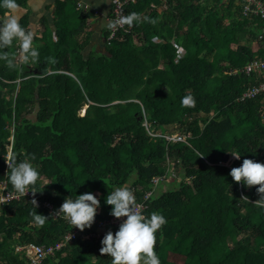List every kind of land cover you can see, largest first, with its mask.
Listing matches in <instances>:
<instances>
[{
	"label": "trees",
	"instance_id": "16d2710c",
	"mask_svg": "<svg viewBox=\"0 0 264 264\" xmlns=\"http://www.w3.org/2000/svg\"><path fill=\"white\" fill-rule=\"evenodd\" d=\"M27 1L16 0L18 8ZM75 8L68 0L38 30L20 16L26 31L40 34L35 62L14 61L18 42L0 49L15 65L0 60V195L17 194L6 175L13 154L17 162L34 157L35 211L48 218L34 223L28 197L1 204L0 264H28L15 247L54 245L73 231L44 204L56 211L65 198L90 192L96 219L109 221L104 201L120 186L136 203L149 194L145 216L165 217L154 245L161 264H264V209L253 204L259 186L228 175L243 159L264 164V93L242 98L258 80L239 72L264 58V38L256 40L264 20L244 18L231 0H136L124 17L138 20L110 40L109 28L104 53L85 55L86 16ZM8 14L0 8V22ZM189 95L195 105L182 106ZM172 135L184 141L164 138ZM232 151L240 159L222 165ZM171 173L178 180L159 192ZM118 228L80 230L43 264H111L99 249Z\"/></svg>",
	"mask_w": 264,
	"mask_h": 264
},
{
	"label": "clouds",
	"instance_id": "9594fccd",
	"mask_svg": "<svg viewBox=\"0 0 264 264\" xmlns=\"http://www.w3.org/2000/svg\"><path fill=\"white\" fill-rule=\"evenodd\" d=\"M0 8L8 10V18L0 22V49L19 43V58L24 63L35 62L38 58V51L33 46V33L26 31L19 23V15L13 14L18 8L16 0H0ZM134 20H138V15L132 13L122 18L119 23L131 25ZM109 28L113 24L108 25ZM0 60L6 62L9 68H13L14 61L5 52H0ZM182 106L192 107L195 100L192 96H184L181 99ZM239 160L240 154L236 151L228 152ZM34 157L17 162L13 154L11 162L8 164L7 178L13 190L20 195L26 193L35 194L41 192L36 188L39 177L38 171L32 166L30 160ZM234 182L241 183L247 188H256L258 199L253 203L264 209V164L250 159H243L239 167H234L228 174ZM246 199V197L242 198ZM105 204L111 206L110 215L114 218L124 219L118 230L107 232L101 240V255L111 257V264H161L160 258L154 251L156 243V233L166 223L165 217L153 211L145 216L138 208L132 191L124 186L115 187L105 198ZM34 206L32 219L37 225H43L48 219L41 214H37L35 208L36 200L31 201ZM99 207V201L88 192L76 196L75 199L68 197L54 213L55 216L62 217L68 224L83 231L90 228L94 222V217Z\"/></svg>",
	"mask_w": 264,
	"mask_h": 264
},
{
	"label": "built area",
	"instance_id": "2783aa9c",
	"mask_svg": "<svg viewBox=\"0 0 264 264\" xmlns=\"http://www.w3.org/2000/svg\"><path fill=\"white\" fill-rule=\"evenodd\" d=\"M166 1V0H165ZM224 1V0H222ZM228 1V0H227ZM234 3H238V5L241 8V15L244 18L252 19V18H259L261 20H264V0H232ZM136 0H112V10H111V24H113V27H111V34L109 36V40L113 38L114 34L119 30L123 28V24L119 23V21L124 18L125 16V9L131 4H134ZM264 22V21H263ZM258 40H262L264 38V27H261V31L258 34ZM177 53L178 57L181 58L182 56V49L177 47ZM237 71H233V74H235ZM240 73H243L244 75H255L258 84L250 87L247 89L243 95L242 98H248L252 99L258 96L261 93H264V59H255L248 64H246L240 71ZM264 116V110L262 112V118ZM167 141H173V142H182L184 141L185 137H179L178 135H172L169 137H164ZM159 179H154L153 184H156ZM149 194L145 195L143 200L140 203H137L140 205L138 208V211H140L142 214L146 210V205L144 202L148 198ZM21 197H28L29 199H35L34 195L32 193H26L25 195L20 194H13V193H6L5 195L0 196V205L6 202H9L11 200H18ZM36 200V199H35ZM36 204L38 205V201L36 200ZM44 206L48 209V213L51 215L53 219H56L60 216H55V211L52 210V206L50 204H44ZM126 218L122 217L120 219L114 218L109 221H99L94 217V222L92 224V227L103 230L109 226H118L120 223ZM80 230L73 227V231L69 234H67L64 237V240L62 242H58L54 245L50 246H38V245H26V246H17L15 247V252L18 254H21L24 256L25 259L28 260V264H43L44 260L47 257H52L57 251H59L64 245L65 242H71L74 235H76Z\"/></svg>",
	"mask_w": 264,
	"mask_h": 264
},
{
	"label": "crops",
	"instance_id": "0c3cea01",
	"mask_svg": "<svg viewBox=\"0 0 264 264\" xmlns=\"http://www.w3.org/2000/svg\"><path fill=\"white\" fill-rule=\"evenodd\" d=\"M67 1L68 0H28L26 9L17 8L13 14H18L20 17L27 13L31 27H33L32 25H36L38 30L39 20L44 17L51 23L55 12L61 10V5L66 4ZM73 1L75 2V9L86 16L84 32L88 35V44L84 49V54L104 53L105 40L103 36L109 29L108 25L110 24L111 18L112 0ZM232 3L234 4L233 1ZM234 5L239 6L238 3H235ZM67 8L68 7H66V9Z\"/></svg>",
	"mask_w": 264,
	"mask_h": 264
},
{
	"label": "rangeland",
	"instance_id": "374dc122",
	"mask_svg": "<svg viewBox=\"0 0 264 264\" xmlns=\"http://www.w3.org/2000/svg\"><path fill=\"white\" fill-rule=\"evenodd\" d=\"M222 1V0H221ZM232 1V0H231ZM227 0H224V1H222V3H224V4H227ZM216 3V2H215ZM235 4V3H234ZM40 37V34H35V35H33V39H37V38H39ZM258 39V37L256 38V40ZM257 50V49H256ZM256 50H254V51H252V52H256ZM256 55H257V53H256ZM255 59H259L258 57H255V58H253V60H255ZM261 59V58H260ZM264 59V58H263ZM253 60H251V61H253ZM14 61L15 62H20L21 60H20V58H19V54H18V56L14 59ZM250 61V62H251ZM83 114V111H80V115H82ZM225 156H227V155H225ZM225 156H223V157H225ZM233 160H236L235 158H233L232 156H230V157H228L227 156V160H226V162H221V164L222 165H224V166H229L230 165V162L231 161H233ZM6 165H8V163H6ZM175 178V175H174V173H171L169 176H168V178H166L165 180H163V182H161L160 184H159V186H158V191L160 192V191H163V190H165L166 188H169L170 186L169 185H171V183H172V179H174ZM176 180H178V178H175ZM174 179V180H175ZM165 182V183H164ZM46 183V181H40V185H43V184H45ZM4 183H2L1 185H0V189L2 190L3 188H4ZM167 185V186H166ZM172 187V186H171ZM1 196V195H0ZM32 201V199H30V202ZM0 203H1V201H0Z\"/></svg>",
	"mask_w": 264,
	"mask_h": 264
},
{
	"label": "water",
	"instance_id": "95a60500",
	"mask_svg": "<svg viewBox=\"0 0 264 264\" xmlns=\"http://www.w3.org/2000/svg\"><path fill=\"white\" fill-rule=\"evenodd\" d=\"M226 160H227V156L221 157V162H226Z\"/></svg>",
	"mask_w": 264,
	"mask_h": 264
}]
</instances>
